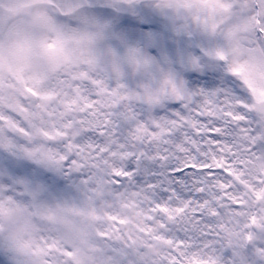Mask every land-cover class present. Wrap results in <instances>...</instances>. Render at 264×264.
<instances>
[{
    "label": "rangeland",
    "instance_id": "obj_1",
    "mask_svg": "<svg viewBox=\"0 0 264 264\" xmlns=\"http://www.w3.org/2000/svg\"><path fill=\"white\" fill-rule=\"evenodd\" d=\"M94 20L85 18V24L90 27ZM57 23L44 21L41 41L51 39ZM72 24L80 25L78 19ZM248 51L264 70L261 49L238 50L230 57L222 50L201 53L227 57L233 72L236 58ZM205 59L197 60L199 69L186 60L168 65L166 79L159 74L149 80L140 75L105 80L97 93L101 123L93 126L98 128L70 113L81 109L75 101L57 109L56 128L46 125L48 115H40L46 124L38 125L31 108L20 122L10 107L20 104V92L33 100L34 66L0 62V264H264L250 253L264 251V239L243 258L240 237L209 236L213 223H232L233 229L241 223L250 227V220L263 224L264 119L252 107L264 98V74L261 80H222L223 68L214 60L204 64ZM45 78L42 95L49 93ZM56 84L53 95L64 92ZM73 117L80 119L71 128ZM10 119L27 129L26 140L7 133ZM50 137L57 139L55 149ZM39 147L43 157H35ZM98 199L103 222L83 223V213L96 214ZM229 200L241 207L219 209ZM220 212V218L212 216ZM165 214L172 219L169 229ZM252 235L260 238L257 229ZM103 240L114 251L107 252Z\"/></svg>",
    "mask_w": 264,
    "mask_h": 264
},
{
    "label": "flooded vegetation",
    "instance_id": "obj_2",
    "mask_svg": "<svg viewBox=\"0 0 264 264\" xmlns=\"http://www.w3.org/2000/svg\"><path fill=\"white\" fill-rule=\"evenodd\" d=\"M0 9L3 10L0 14V62L32 64L31 76L33 81L38 82L33 87L35 96L32 101L20 92V112L26 114L31 108L38 121L40 115L45 118L48 115V124L39 121L38 125L45 123L53 128H56L57 109L66 110L67 104H74L73 101L78 102L81 109L76 106V111L70 113H76L78 117L82 115L88 119L89 126L98 128L93 125L100 126L101 123L98 94L103 92L105 80H135L137 75L149 80L160 77L159 74L166 79L167 75L163 72L168 65L186 60L189 66L194 63L199 69L197 60L201 55L206 58L204 64L214 60L223 68L220 79H229L232 73L227 67L228 58L213 59L201 51H228L227 56L230 57L235 51L246 49L249 43L258 49L256 22L259 31L264 34V0H0ZM88 17L95 19L90 27L85 24ZM47 19H57L58 23L53 27L51 39L41 41L42 25ZM73 19H78L80 25L74 27ZM29 54L31 56L28 57ZM236 75L242 76L239 73ZM44 76L50 82L47 86L49 93L42 95L40 81ZM56 82V87H64V92L53 95L51 92L55 90L53 84ZM73 88L78 94L73 95ZM93 103H96L95 108L91 107ZM86 114L92 115L87 117ZM21 118L19 121L23 122L25 115ZM77 119L80 118H72L71 128L77 126ZM83 133L85 135V130ZM96 135L99 138L98 132ZM91 140L86 135V143H91ZM48 142L55 149L57 139L50 137ZM64 149H69V146ZM37 156H44L40 147L36 148ZM101 188L97 187L98 194L103 193ZM94 205L96 214L83 213V223L103 222V202L98 199ZM239 205L240 202L229 200L219 203V209L238 210ZM223 214L220 212L212 216L220 218ZM250 222V227L241 223L236 229H233L232 223L225 221L213 223L210 229L214 233L209 236L221 241L240 237L244 250H241L240 256L244 258L253 243L264 239V218L260 226L253 224L252 220ZM164 225L169 229L168 224ZM256 229L260 232L258 239L252 235ZM101 235L105 238L103 233ZM180 236L184 238L183 233ZM109 246L103 240V247L110 253L114 249ZM190 253H193L192 249ZM250 253L264 262L263 250L256 249ZM211 257L218 258L217 255ZM180 264L196 262L183 261ZM209 264L217 263L215 260L213 263L209 261ZM240 264H244L243 261Z\"/></svg>",
    "mask_w": 264,
    "mask_h": 264
},
{
    "label": "water",
    "instance_id": "obj_3",
    "mask_svg": "<svg viewBox=\"0 0 264 264\" xmlns=\"http://www.w3.org/2000/svg\"><path fill=\"white\" fill-rule=\"evenodd\" d=\"M254 110L256 113L264 115V100L257 102ZM9 132L12 134H18V135L20 133L18 130H15L14 127L9 128Z\"/></svg>",
    "mask_w": 264,
    "mask_h": 264
},
{
    "label": "bare ground",
    "instance_id": "obj_4",
    "mask_svg": "<svg viewBox=\"0 0 264 264\" xmlns=\"http://www.w3.org/2000/svg\"><path fill=\"white\" fill-rule=\"evenodd\" d=\"M252 64V61L248 59L247 57H243L242 59L239 60L238 65L241 68H247L248 65Z\"/></svg>",
    "mask_w": 264,
    "mask_h": 264
}]
</instances>
